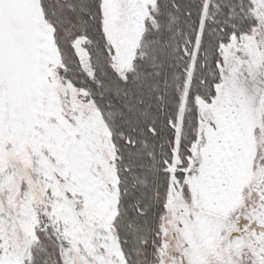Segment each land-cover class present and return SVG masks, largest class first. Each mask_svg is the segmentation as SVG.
Listing matches in <instances>:
<instances>
[{"label": "snow or ice", "instance_id": "snow-or-ice-1", "mask_svg": "<svg viewBox=\"0 0 264 264\" xmlns=\"http://www.w3.org/2000/svg\"><path fill=\"white\" fill-rule=\"evenodd\" d=\"M0 264H264V0H0Z\"/></svg>", "mask_w": 264, "mask_h": 264}]
</instances>
